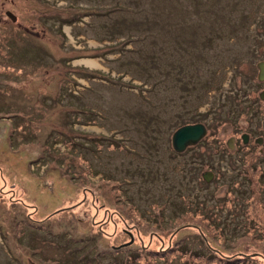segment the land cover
I'll use <instances>...</instances> for the list:
<instances>
[{
	"label": "rangeland",
	"instance_id": "1",
	"mask_svg": "<svg viewBox=\"0 0 264 264\" xmlns=\"http://www.w3.org/2000/svg\"><path fill=\"white\" fill-rule=\"evenodd\" d=\"M262 63L264 0H0V264H264Z\"/></svg>",
	"mask_w": 264,
	"mask_h": 264
},
{
	"label": "water",
	"instance_id": "2",
	"mask_svg": "<svg viewBox=\"0 0 264 264\" xmlns=\"http://www.w3.org/2000/svg\"><path fill=\"white\" fill-rule=\"evenodd\" d=\"M260 76L261 79L264 75V63L260 66ZM206 134V128L202 123L187 124L179 127L174 131L171 137L172 149L181 152L188 145L197 143Z\"/></svg>",
	"mask_w": 264,
	"mask_h": 264
},
{
	"label": "flooded vegetation",
	"instance_id": "3",
	"mask_svg": "<svg viewBox=\"0 0 264 264\" xmlns=\"http://www.w3.org/2000/svg\"><path fill=\"white\" fill-rule=\"evenodd\" d=\"M196 123H199V122H195V123H191V124H196ZM185 125H187V124H185ZM204 126H205V124H203ZM205 128H206V126H205ZM173 150V149H172ZM173 152L175 153V154H177L178 156H185V155H187V154H190L191 155V152H197L196 150H191L190 149V147L188 146V147H186L183 151H181V152H177V151H175V150H173ZM196 156H197V154H196ZM187 158V157H186ZM187 161H189V159H186V160H184L183 162H182V166H185L186 164L188 165V167H190L191 168V171L190 170H188V174H187V177H186V179L189 181V179L190 180H192L193 178H191V175H192V171L194 170V167H195V162H187ZM206 172H208V171H206ZM205 175V173L203 174V176ZM202 176V177H203ZM205 177V176H204ZM204 177H203V179H204ZM212 177V176H211ZM125 233H128L129 232V230H123Z\"/></svg>",
	"mask_w": 264,
	"mask_h": 264
},
{
	"label": "trees",
	"instance_id": "4",
	"mask_svg": "<svg viewBox=\"0 0 264 264\" xmlns=\"http://www.w3.org/2000/svg\"><path fill=\"white\" fill-rule=\"evenodd\" d=\"M154 210H157V209H154ZM159 214H160V212H159ZM193 215L194 214H190L189 216L193 217ZM160 218H161V216H160ZM215 223H217L216 227H218L221 224L220 221L218 220V222H217L216 219H215ZM200 255H201V253L198 252V251L191 254V256L194 257V258L197 257V256H200Z\"/></svg>",
	"mask_w": 264,
	"mask_h": 264
},
{
	"label": "bare ground",
	"instance_id": "5",
	"mask_svg": "<svg viewBox=\"0 0 264 264\" xmlns=\"http://www.w3.org/2000/svg\"><path fill=\"white\" fill-rule=\"evenodd\" d=\"M86 65H88V66H94V65H96L97 64V66H98V63H96V61H94V60H84L83 61Z\"/></svg>",
	"mask_w": 264,
	"mask_h": 264
}]
</instances>
